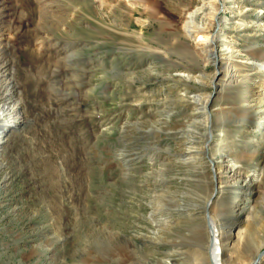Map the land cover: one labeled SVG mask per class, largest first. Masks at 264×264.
I'll use <instances>...</instances> for the list:
<instances>
[{"label":"rangeland","instance_id":"obj_1","mask_svg":"<svg viewBox=\"0 0 264 264\" xmlns=\"http://www.w3.org/2000/svg\"><path fill=\"white\" fill-rule=\"evenodd\" d=\"M202 3L195 26L224 32L233 59L186 37ZM253 53L264 65V0H0V106L16 122L0 148V264H210L211 225L223 260L264 264V176L246 196L253 168L231 165L264 129L241 121L222 143L237 153L219 156L223 115L193 131L180 102L264 100Z\"/></svg>","mask_w":264,"mask_h":264},{"label":"bare ground","instance_id":"obj_2","mask_svg":"<svg viewBox=\"0 0 264 264\" xmlns=\"http://www.w3.org/2000/svg\"><path fill=\"white\" fill-rule=\"evenodd\" d=\"M230 1H233V0H230ZM144 2H146V1H144ZM205 4L206 3H202L200 5V7L198 5L194 11H192L191 13H189L187 15V18H188L187 22L188 23L185 25L186 26L185 27L186 37L191 39V42H192V40H194L196 42V46H197V44H199L201 46V49L205 50V52L207 51V52L213 53V51L215 49L219 48L220 52H222L223 54H227V56H229V58L231 60V59H233L236 52L234 51L235 49H232V47L230 46L229 42L226 39H224L222 41L220 40L219 36L220 35L225 36L224 32L221 33L222 31H220L217 34L210 35V34H208V32L204 28H201L200 25H199V27H196L194 24L195 18L198 16V14L200 12L203 11V8L206 6ZM208 6H209L208 9L210 10L209 14H210L211 21H209V23L207 22L208 23L207 25H211L213 23V19L215 18V15H216L215 13H216L217 9L215 8V6L213 4L212 5L209 4ZM150 13H148V14L150 15ZM151 16H152V14H151ZM193 50H195V49H193ZM204 55H205V53H204ZM253 56L256 58V59L254 58V61L250 58H246V60L250 63H255V65L257 66V69L264 68L263 64L258 63L262 58L260 56H258V54H256V55L254 54ZM247 57H249V56L247 55ZM205 59H206V57H205ZM175 78L178 81H182V82H186V81L188 82L189 80L193 79L192 76L189 75V73L188 74L187 73L186 74L185 73L176 74ZM248 79L249 78L246 76L242 77L241 82H246ZM241 89L242 88L240 87L239 90H236L235 92L238 93V91L240 92ZM254 92H255V96H256L255 99H258L259 96H261L263 91L260 90L258 92L257 91H254ZM185 94H187V92ZM247 95H248V97H245V98L242 97V101L237 100V101H239L240 108L234 109V108L228 107L229 109H225L223 107H218V109H217L218 111L217 110L216 111L208 110L209 99H204L201 95H198V94H193V95L190 94V96L185 95L184 97H182L180 99V102L184 103L185 106L192 109V113L188 117V119H189L188 123L190 121L191 125H189V126H191V127L194 126V127H192L193 131H196V130L199 131V129H203L204 131H208L210 128L209 127L210 126L209 125V119H210L209 116L210 115L216 116L219 114L223 115L222 120H221V125H220V127H218L219 128L218 129L219 134L216 135V137H215L216 139H218L220 141V145L218 146V149L215 151V154H217L219 156H223V155H226V150L230 151L231 149H233L235 151V153H237L236 147L230 145V146L224 148L222 143L229 142V140L231 139V134L233 133V131L236 130V128H238L239 126H241V125H239V123L241 121H244L248 118H251L252 121L250 124V128L254 127L255 125H258V126H261L262 129H264V100L260 101L259 103L255 104V105H251V103H253L251 100L252 98H250L251 96H249L251 94H247ZM238 99H241V97H239ZM242 102L244 103V105H241ZM199 106H201V107H199ZM10 116L11 115H9L6 108L3 107V105L0 106V148H1L2 143L6 140L8 132L13 130V128L15 127L16 122L14 120H12ZM242 127L243 128L240 127L241 128V130L239 132L240 135L247 130L246 125L243 124ZM262 129H260V131ZM192 130L189 129L188 131L191 132ZM254 142L255 141H251L248 143L249 146H247L248 147L247 148V151H248L247 155L240 156L239 154H236V155H234V157H232V160H231V165L233 167L237 163L240 164V166H239L240 173H241L240 175H242V177L248 175L251 168H253V170L251 171L253 174L252 181L250 183H246L245 186H242L239 188V191L241 192V194H246V196H247V194L250 195L252 193V188H253L254 182L255 181L259 182L264 176V172L261 169V165H262L263 159H264V152L262 155L258 154V148H261L264 146V143H263L264 139L261 142H258L256 144H254ZM228 156H230V155L228 154ZM215 159L216 158L210 159V166L213 170L218 172L215 169L216 166H217V168L219 167V170L220 169L222 170L223 166L220 165L219 163H216V164H218V165H216ZM221 170H220V172H221ZM215 176H216V174H215ZM243 210H244V208H243ZM166 214L167 213H165V215ZM209 229H210V238H211V248H210L211 251L208 252L210 254L208 256V260H209L210 264H230L231 261H235V260H236V262H233V263L243 264V260L239 258V255L234 254V253H232V255L235 256L233 260H229L228 258L226 260H223L222 250H221L220 245L218 244V242L220 241V232L216 229V227L214 225H211V228H209ZM231 257H229V258H231ZM238 262H240V263H238Z\"/></svg>","mask_w":264,"mask_h":264},{"label":"water","instance_id":"obj_3","mask_svg":"<svg viewBox=\"0 0 264 264\" xmlns=\"http://www.w3.org/2000/svg\"><path fill=\"white\" fill-rule=\"evenodd\" d=\"M259 261H260V258H258V259L254 262V264H259Z\"/></svg>","mask_w":264,"mask_h":264}]
</instances>
